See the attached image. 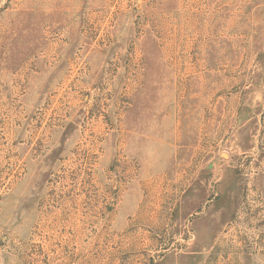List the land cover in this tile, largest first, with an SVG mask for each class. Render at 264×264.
I'll return each mask as SVG.
<instances>
[{"label": "rangeland", "instance_id": "obj_1", "mask_svg": "<svg viewBox=\"0 0 264 264\" xmlns=\"http://www.w3.org/2000/svg\"><path fill=\"white\" fill-rule=\"evenodd\" d=\"M0 264H264V0H0Z\"/></svg>", "mask_w": 264, "mask_h": 264}]
</instances>
